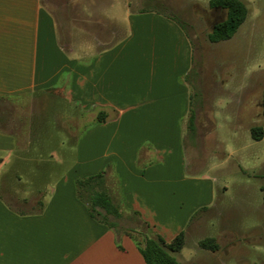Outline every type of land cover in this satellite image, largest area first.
Segmentation results:
<instances>
[{
    "label": "crops",
    "instance_id": "0c3cea01",
    "mask_svg": "<svg viewBox=\"0 0 264 264\" xmlns=\"http://www.w3.org/2000/svg\"><path fill=\"white\" fill-rule=\"evenodd\" d=\"M171 17L125 10L121 34L88 48L61 39L42 0H0V264H145L131 237L118 246L75 195V177L107 164L111 198L149 234L185 233L209 205L211 178L185 163L192 43ZM38 97L63 102L72 141L51 119L30 120ZM55 144L67 161L50 179Z\"/></svg>",
    "mask_w": 264,
    "mask_h": 264
},
{
    "label": "rangeland",
    "instance_id": "374dc122",
    "mask_svg": "<svg viewBox=\"0 0 264 264\" xmlns=\"http://www.w3.org/2000/svg\"><path fill=\"white\" fill-rule=\"evenodd\" d=\"M207 1L42 0L57 21L61 39L82 41L83 46L92 43L88 48L120 35L119 17L131 8L164 10L182 24L193 51L187 84L194 128L191 135L185 128V163L188 170L211 178L213 197L209 205L195 209L182 246L172 254L180 264H264V0H242L247 8L244 20L229 38L215 42L207 33L225 12L209 7ZM113 26L117 29L111 32ZM32 104L30 120L51 119L62 131L58 138L67 135L66 141H72L75 128H69L68 116L60 108L63 102L38 97ZM254 125L263 129L258 140L250 134ZM55 151L50 179L67 161V156L61 157L60 144ZM127 221L120 219V225ZM139 229L149 234L145 224ZM204 237H212L216 247H201Z\"/></svg>",
    "mask_w": 264,
    "mask_h": 264
},
{
    "label": "trees",
    "instance_id": "16d2710c",
    "mask_svg": "<svg viewBox=\"0 0 264 264\" xmlns=\"http://www.w3.org/2000/svg\"><path fill=\"white\" fill-rule=\"evenodd\" d=\"M209 7H219L224 9V17L214 22L207 33L209 41L215 42L229 38L239 24L244 20L247 8L242 0H208ZM175 19L173 16L171 17ZM177 20V19H175ZM182 26V24L177 20ZM183 27V26H182ZM190 72V71H189ZM185 75L187 80L188 74ZM189 95V106L187 111V127L191 130L194 128V112L191 108V100ZM261 111L264 115V86L261 95ZM97 119L103 120L102 111L97 113ZM250 134L253 139L258 140L262 137L263 129L261 125L251 127ZM99 170L93 174L81 175L74 178V191L76 197L81 200L90 216L97 221L105 224L115 232V243L118 244V236L127 234L134 241L138 251L140 252L145 264H180L173 256L172 252L180 249L183 243V230H179L172 238L165 240L160 234L149 235L141 233L139 226L143 223L147 226V222H140L139 219L131 214L124 213L113 201L110 195V185L107 180V168ZM264 202V193L262 195ZM41 202L37 203V209H40ZM8 207L17 213H25L32 208H17L8 204ZM137 215L136 211H131ZM125 214V216H124ZM130 221L120 225V219ZM132 232L137 233L140 237H136ZM199 245L203 248L213 249L216 247L212 237H204L199 240Z\"/></svg>",
    "mask_w": 264,
    "mask_h": 264
}]
</instances>
